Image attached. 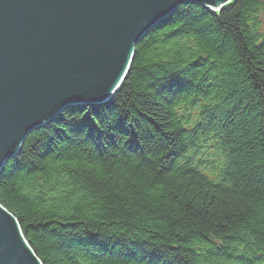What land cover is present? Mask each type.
<instances>
[{
  "label": "trees",
  "instance_id": "16d2710c",
  "mask_svg": "<svg viewBox=\"0 0 264 264\" xmlns=\"http://www.w3.org/2000/svg\"><path fill=\"white\" fill-rule=\"evenodd\" d=\"M262 13L178 5L107 102L26 135L0 205L42 264H264Z\"/></svg>",
  "mask_w": 264,
  "mask_h": 264
},
{
  "label": "water",
  "instance_id": "95a60500",
  "mask_svg": "<svg viewBox=\"0 0 264 264\" xmlns=\"http://www.w3.org/2000/svg\"><path fill=\"white\" fill-rule=\"evenodd\" d=\"M231 0H0V170L26 135L70 106L107 102L134 46L178 5ZM0 264H42L0 205Z\"/></svg>",
  "mask_w": 264,
  "mask_h": 264
},
{
  "label": "rangeland",
  "instance_id": "374dc122",
  "mask_svg": "<svg viewBox=\"0 0 264 264\" xmlns=\"http://www.w3.org/2000/svg\"><path fill=\"white\" fill-rule=\"evenodd\" d=\"M261 21H262V25H264V13H262L261 15Z\"/></svg>",
  "mask_w": 264,
  "mask_h": 264
}]
</instances>
